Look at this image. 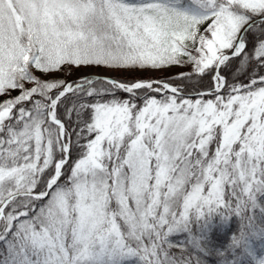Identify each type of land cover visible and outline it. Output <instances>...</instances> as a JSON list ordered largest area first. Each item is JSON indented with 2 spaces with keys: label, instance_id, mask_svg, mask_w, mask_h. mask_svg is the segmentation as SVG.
Wrapping results in <instances>:
<instances>
[{
  "label": "snow or ice",
  "instance_id": "1",
  "mask_svg": "<svg viewBox=\"0 0 264 264\" xmlns=\"http://www.w3.org/2000/svg\"><path fill=\"white\" fill-rule=\"evenodd\" d=\"M0 264H264V0H0Z\"/></svg>",
  "mask_w": 264,
  "mask_h": 264
},
{
  "label": "trees",
  "instance_id": "2",
  "mask_svg": "<svg viewBox=\"0 0 264 264\" xmlns=\"http://www.w3.org/2000/svg\"><path fill=\"white\" fill-rule=\"evenodd\" d=\"M181 71H187V69H185V68H172L169 72L160 73L157 77H160V76H169V75H172V74H175V73H179ZM141 75H143V74H141ZM73 77H74V75L68 77V79L70 80Z\"/></svg>",
  "mask_w": 264,
  "mask_h": 264
},
{
  "label": "rangeland",
  "instance_id": "3",
  "mask_svg": "<svg viewBox=\"0 0 264 264\" xmlns=\"http://www.w3.org/2000/svg\"><path fill=\"white\" fill-rule=\"evenodd\" d=\"M105 73H107V72H103L102 70L99 72V74H101V75H104ZM160 73H162V72L143 73V75H152V76L157 77ZM108 74L111 75V76H124V75H126L125 73H108ZM76 75H80V73L74 74L73 78H75Z\"/></svg>",
  "mask_w": 264,
  "mask_h": 264
},
{
  "label": "bare ground",
  "instance_id": "4",
  "mask_svg": "<svg viewBox=\"0 0 264 264\" xmlns=\"http://www.w3.org/2000/svg\"><path fill=\"white\" fill-rule=\"evenodd\" d=\"M104 75H109L108 73H105Z\"/></svg>",
  "mask_w": 264,
  "mask_h": 264
}]
</instances>
